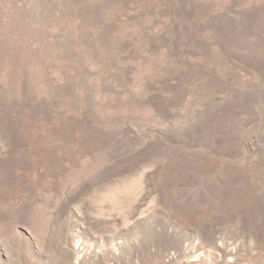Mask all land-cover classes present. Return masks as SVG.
Listing matches in <instances>:
<instances>
[{"label":"rangeland","instance_id":"obj_1","mask_svg":"<svg viewBox=\"0 0 264 264\" xmlns=\"http://www.w3.org/2000/svg\"><path fill=\"white\" fill-rule=\"evenodd\" d=\"M0 264H264V0H0Z\"/></svg>","mask_w":264,"mask_h":264}]
</instances>
